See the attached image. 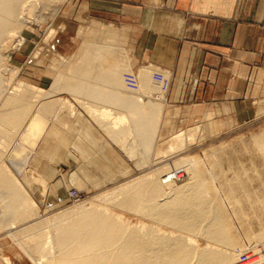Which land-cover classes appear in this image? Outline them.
<instances>
[{
	"label": "bare ground",
	"instance_id": "1",
	"mask_svg": "<svg viewBox=\"0 0 264 264\" xmlns=\"http://www.w3.org/2000/svg\"><path fill=\"white\" fill-rule=\"evenodd\" d=\"M37 1L44 0H0V217L7 215L2 222L9 226V233L16 236V241L31 262L33 264H264V254L260 253L261 249H258L260 252L256 254L257 249L254 248L256 251V253L253 251L256 255L254 257L252 255L254 253L247 248L248 251L243 253H247V257L250 256V258L246 257L243 261L237 259L236 252L242 248L230 236L223 205L214 196H209L211 188L199 170L195 168L196 159L184 151L191 142H195V136L201 135L199 133L196 135L198 130L200 131L198 124L186 126L187 128H181L172 136L170 135L164 152L177 153L178 158L172 162L174 163L172 166L169 164L170 167H167L168 164L165 166L166 162H163L165 164L163 166L168 169L159 170L156 167L159 171L155 168L157 171L155 172L151 170L153 166H148V171L142 169L137 176L121 182L108 191L98 193L92 199H88L89 201L64 207L53 215L49 214L48 217L34 216V205L22 183L41 198L39 178L32 177L30 172H26L21 166L14 167L16 174L1 160L2 146L10 142L13 133L32 111L33 101L40 97H52L57 91L62 90L60 86L64 88L66 76H73L80 82L84 81V84L79 83V85L77 82L69 83L70 86L80 87L79 89L87 86L84 88L87 90H83L85 93L81 89L78 93L70 92L71 99L57 97L43 102L35 110L39 117L33 118L29 127L44 128V123H40V117L55 118L60 115L66 119L72 116L76 111L72 101L75 98L74 100L81 102L80 104L86 103L84 105L87 112L89 111V114L100 122L101 127L108 129L111 140L113 139L115 143L117 141L128 157L134 159L140 149L147 152L152 148L156 127L163 112L161 103L165 99L162 96L166 92L163 88L167 86L170 80L168 77L171 76L167 68L163 69L151 62L137 66L136 71L131 72L132 75L129 73V78L110 80L111 83L102 81V83L89 82L88 84L84 80H88L87 75L84 77L78 73L88 74L86 68L88 64H92L89 57L93 50L89 49L88 54H90L83 57L84 51L80 52L76 49L73 52L77 53L72 54L70 58L59 53L60 61L53 65L57 72L55 71L56 75L53 76V81L48 88L17 80L14 87L12 86V91L5 93L6 85L4 87V84L13 77V71L7 69L10 60L7 48L19 35L23 22L27 21L26 10L29 8L27 14L32 12L34 5L36 8ZM47 1L45 0V3ZM30 8L31 11H29ZM83 26L91 30L108 32L105 36H100V31H97L98 34L95 32L97 37L105 39L103 42L100 38L102 45L95 44L99 45V49L103 52H107L108 56L109 52L114 54L116 50L118 52L120 48H123L124 43L119 41L122 37L116 34L123 25L89 17ZM103 32L102 34H105ZM116 36L118 39L115 38ZM41 45L35 50L33 57L41 52L39 51ZM93 45L92 41L88 46L89 48L96 46ZM105 53L104 55L107 54ZM126 54H124L125 60L120 61L121 64H127L129 59ZM79 58L86 68L77 64ZM120 69L114 73L112 69L104 71L100 69L104 73L102 78H100L101 75L97 76L98 72L93 73L96 74L95 79L98 77L105 79L109 74H118L119 71L122 73V70L125 71L126 68ZM91 75L89 76L93 79ZM111 87L114 88L110 89L112 93L108 92ZM117 103L120 106H117ZM64 118L63 122H65ZM202 126L204 127V124ZM120 128H130V132H119ZM251 140L261 150L264 163V128L253 133ZM138 144L140 146H137ZM219 145L217 149L210 150L209 154L216 157L225 144ZM158 152L163 153L160 150ZM164 157L166 158V155ZM146 160L137 163L142 166V163H147ZM129 212L148 221L138 218L134 222H129L126 216ZM258 222L260 223V219ZM2 225L0 220V227ZM250 232H248L249 242L252 244L264 242V224L256 232ZM197 237H203L207 242L197 243ZM238 254L240 255V251ZM236 260L240 262L236 263Z\"/></svg>",
	"mask_w": 264,
	"mask_h": 264
},
{
	"label": "rangeland",
	"instance_id": "2",
	"mask_svg": "<svg viewBox=\"0 0 264 264\" xmlns=\"http://www.w3.org/2000/svg\"><path fill=\"white\" fill-rule=\"evenodd\" d=\"M35 4L36 8L34 5L32 10L39 8L35 12L32 11L35 13L34 15L32 12L27 14L29 8L26 10L27 21L23 22L19 35L10 42V47L7 48L10 59L7 69L13 71V77L12 82L11 80L5 82L4 87L5 85L6 87L9 86L8 88L5 87V93L12 91L17 80H24L36 86L48 88L57 72L53 65L60 61L59 53L70 58L72 54L77 53L73 52L76 49L80 52L84 51V54L82 53L83 57L87 56L89 49L93 50L90 51L91 54L89 53V60H92V64H88L87 68L80 62L81 58L77 62L88 71V74L78 73L84 75V77L87 75L88 80H84L88 84L89 82L102 83V81L111 83L110 80L129 78L132 75L131 72L136 71L137 66L140 65L134 63L132 47L128 45V38L126 37L127 27L125 25L120 26L121 32H116L119 37H122L119 41L122 44L124 43L123 48H120L118 52L116 50V54L111 53V55L109 52V56H112L109 57L107 52L106 54L98 47L103 44L102 41H105L104 37L100 36H105L108 32L104 31L105 34H102V30H91L83 26L89 17L93 16H87L81 12L77 0H48L46 3L44 0L37 1ZM29 11H31V8ZM117 25L121 24L117 23ZM97 31L101 32H99V39H97ZM93 39H97L99 42L96 40L94 42ZM92 41L94 45H96L95 43L100 44L92 47L93 49L89 48ZM40 44H42L39 50L41 52L33 57V53ZM82 44L83 46H78ZM42 46L44 47L42 48ZM122 52L129 55L126 54L127 59H129L128 65L125 64L126 66L120 62L125 60ZM93 61L98 63L95 65ZM124 63L126 62L124 61ZM154 64L158 65L157 63ZM119 66L120 68L125 66L122 68L127 70L124 71V69L118 68ZM158 67L160 66L158 65ZM100 69L103 71L112 69L113 73L120 69L122 73L119 71L121 74H113L115 76L109 74L110 76H106L105 79H100L104 76ZM94 71L99 73H97V76L101 75L100 78L98 77L100 80L97 77L95 79L96 74L93 73ZM91 74L93 79L89 76ZM168 78L170 80L167 86L162 87L166 90L164 96H162L165 99L161 103L163 107L162 116L160 115L152 148L147 151L148 153L140 149L134 159L128 157L119 147L117 141L115 143L113 139L111 140V133L107 131L108 129L101 127L100 122L95 120L89 114V111L87 112L86 103L82 102L80 104L81 102L74 100L75 98L72 101L76 111L72 116L66 117V119L60 115L55 118L40 117V123H44L45 127H39L42 130L38 127L30 128L31 120L39 117L35 110L43 102L57 97L71 99L70 92L78 93L81 89L85 93L84 91L87 89L84 88H87V86H82L79 89L80 87L70 86L69 83L70 81L77 82L79 85V83L84 84V81L80 82L73 76H66L64 80L65 85L67 84L66 87L63 85L64 88H62L61 85L62 90L58 89L60 91H57L52 97H40L41 99L38 98L33 101L32 111L27 114L19 128L13 133L10 142L2 146L1 160L10 169L12 168L11 170L15 173L14 167L21 166L26 172H30L32 177L39 178L41 198L36 196L21 180L20 183L24 186L34 205V216L44 218L51 213V215L55 214L64 207H71L82 201L86 202L98 193L108 191L121 182L123 183L129 178L137 176L142 169L148 171V166H153L152 171L157 168L165 170V168L172 166L174 164L172 162L178 158L177 153L166 154L167 152H164L170 137L181 128L198 124L200 125V131L198 130L196 135L201 134V137L195 136V142H191V145L185 148L184 151L196 159L195 168L207 180V184L211 188L209 196H214L223 205L230 236L242 248V250H239L240 255L238 254L239 251L236 252V257L240 261L246 259L247 253L243 252L248 251L247 248L250 252L257 249L256 254L261 249V252H259H263V255L264 247L260 246H263L264 242L252 244L249 242L248 232H256L264 224V163L261 150L251 140L253 133L264 128V73L251 88L253 92L250 94L251 97L248 101L245 104L242 103L243 105H239L240 110L238 108L233 109L228 103L170 102L168 92L171 76L169 75ZM112 87L109 90H113ZM111 90L108 92H111ZM114 95L116 96V94ZM117 106L120 105L117 103ZM63 118L65 122H63ZM202 128H205V130L203 131ZM129 129L120 128L118 131L122 133L124 131L130 132ZM220 143L225 144L222 151H218L219 154L216 157L209 154L210 150L217 149ZM158 149L163 153L160 154ZM164 155L167 159H170L167 160ZM162 157L163 160H161ZM172 158L173 160H171ZM143 160L150 164L144 162L142 166H139V161L143 162ZM159 165L160 167H158ZM158 169L157 171H159ZM126 216L129 222H134L138 218L143 219L132 212L127 213ZM6 218L7 215L0 217L1 223H3L0 227V264H33L24 249L16 241V236L9 233V226L2 222ZM259 219L260 223L258 222ZM143 220L148 221L147 219ZM196 239L198 240L197 243L200 244L207 242L203 237H197ZM250 252L249 254H251ZM255 253L252 254L254 257L256 256ZM247 258H250V256ZM251 258L253 257L251 256Z\"/></svg>",
	"mask_w": 264,
	"mask_h": 264
},
{
	"label": "crops",
	"instance_id": "3",
	"mask_svg": "<svg viewBox=\"0 0 264 264\" xmlns=\"http://www.w3.org/2000/svg\"><path fill=\"white\" fill-rule=\"evenodd\" d=\"M77 1L87 16L127 27L135 64L170 71V102L240 110L263 76L264 0Z\"/></svg>",
	"mask_w": 264,
	"mask_h": 264
}]
</instances>
